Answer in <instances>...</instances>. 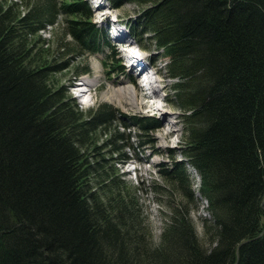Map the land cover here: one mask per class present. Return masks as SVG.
Masks as SVG:
<instances>
[{
	"label": "trees",
	"instance_id": "16d2710c",
	"mask_svg": "<svg viewBox=\"0 0 264 264\" xmlns=\"http://www.w3.org/2000/svg\"><path fill=\"white\" fill-rule=\"evenodd\" d=\"M108 1L139 7L132 34L175 80L184 158L153 185L162 232L118 167L123 114L80 110L55 79L60 59L106 41L88 0H0V264H264V0ZM128 119L154 142L159 119ZM190 165L211 215L201 232Z\"/></svg>",
	"mask_w": 264,
	"mask_h": 264
},
{
	"label": "rangeland",
	"instance_id": "374dc122",
	"mask_svg": "<svg viewBox=\"0 0 264 264\" xmlns=\"http://www.w3.org/2000/svg\"><path fill=\"white\" fill-rule=\"evenodd\" d=\"M92 6L93 17L92 21L96 27L108 33V39H112L111 32L104 30L106 23L105 20L110 21L114 18H118L125 24L135 27L137 24V15L139 13V7L134 2H126L121 8L111 7L108 0H88ZM102 3V6H100ZM100 7L103 8V12H98L97 9ZM106 16V17H105ZM105 17V18H104ZM138 26H136L137 28ZM54 28V27H53ZM52 27L46 30H42L41 34L45 39L53 38V29ZM112 30V29H110ZM143 39L142 43L145 48H150L152 51L148 53L159 58L158 61L153 63L155 74L153 76L152 84L153 86H160V93L155 94L154 100L158 102V109L152 108L150 106H137L131 105L126 102L121 103L117 98L111 97V91L124 87V84H121L122 81L128 84H132L129 80L130 74L135 75L130 64L120 55L114 52V48L107 46L102 47V51L97 54H91L81 57V55L75 54L74 58L69 57L66 59H60L61 64L64 62V66L55 75V79L59 86H62L64 94L69 95L75 101L80 108V110H86L91 107H96L99 103H109L116 110L123 114L120 118L118 131L125 133V135L131 136V148L125 150L129 161L120 162L118 167L120 172L124 174V178L129 182L130 186L136 189V194L139 197L140 203L143 205L144 212L148 215L149 220L152 225L153 234L158 238L162 232L164 226V212L163 205L161 204L162 196L158 191L154 190V184H162L164 179L160 172V165L169 166L172 157L176 159H183V154L181 153V141L184 132V125L182 121V110L173 103L172 92L174 88L175 80L170 78L168 73V66L166 61L169 60L168 57L164 55L163 52L159 51L155 44L147 38ZM50 41V40H49ZM101 55V56H100ZM59 55L57 56V58ZM157 59V58H156ZM87 63V64H86ZM79 64L81 70L90 68V76L86 74L87 72L78 74L75 68ZM100 68V71H97V68ZM122 67V68H121ZM80 71V70H79ZM84 74V75H82ZM97 77V84L92 88L89 87L87 91L95 92L96 97L92 99H87L86 95L84 101H80L79 97H76V92L78 88L72 89V84L77 83L81 80V76L88 77L90 79ZM79 75H81L79 77ZM78 77V78H77ZM162 79V80H160ZM146 82V81H145ZM152 84L145 83L146 87H143V92L140 93V100H149L150 98L144 95L147 91H152ZM159 84V85H158ZM164 87H163V85ZM80 86L79 84H76ZM133 85V84H132ZM137 87L138 84L134 85ZM140 86V85H139ZM91 88V89H90ZM163 105V107H160ZM133 114L141 116H154L160 120V128L155 129L152 135L154 142L145 143L143 146L139 141L141 133L140 129L132 124L131 120L128 119V116ZM177 116V118L175 117ZM177 119V122H173ZM173 130L174 134L165 137L162 139L167 130ZM104 134V133H103ZM146 138V137H143ZM170 149V150H169ZM153 150V151H152ZM136 166L137 168H133ZM188 172L191 175L192 187L195 191V195L198 198V204L191 212V217L196 225L198 232L202 231L203 221L205 219H210L211 215L207 210V203L202 199L201 194L198 191L200 184V176L197 171L190 165L188 166Z\"/></svg>",
	"mask_w": 264,
	"mask_h": 264
},
{
	"label": "bare ground",
	"instance_id": "6f19581e",
	"mask_svg": "<svg viewBox=\"0 0 264 264\" xmlns=\"http://www.w3.org/2000/svg\"><path fill=\"white\" fill-rule=\"evenodd\" d=\"M101 1V0H100ZM102 6V3L101 5ZM119 22L123 23L121 20L118 19ZM138 24V23H137ZM139 28V27H138ZM99 31V30H98ZM90 38V37H89ZM92 42V41H91ZM143 48V47H142ZM129 53H127L128 55ZM101 56V55H100ZM157 58V59H156ZM155 59L158 60L159 58L161 59V57H156ZM147 64H150L152 65L153 67V70H154V65L153 63H155L154 61V58L152 59V61L149 60L147 61V59H143ZM133 66V62L130 64V66ZM97 68V71H100V68L98 69V66H95ZM122 68V67H121ZM156 75L155 74V71H153V74H150V72L148 71V66H144L142 69H141V72L140 74H138L137 76L139 78H144V81H146L145 83H149V84H152V81H153V76ZM99 76V74L96 75L95 78H88V77H84L83 80L85 81V84L87 85V87H93L94 85H96L97 83V77ZM129 80L131 81V83L133 84H128L124 81H122L121 84H124V87H120L118 89H115V90H112L111 91V94L110 96L111 97H115L117 98L121 103L124 104V102L128 103V104H131V105H137V106H150L152 108H157L158 107V102H156V100H154L155 98V94L158 92L160 93V89H161V85L160 86H153V84L149 87H152V91H147V93H144V95H146L147 97H149L150 99L149 100H140V93L139 92H143V87H146V85L144 84H140L139 82H135V78L134 76H132V74H130V78ZM162 80V79H160ZM136 83L138 84V90H137V87H135L134 85H136ZM73 85V84H72ZM140 85V86H139ZM159 85V84H158ZM163 85V84H162ZM164 87V85H163ZM90 88V89H91ZM160 107H163V105H160ZM158 109V108H157ZM172 120V119H170ZM157 129V128H156ZM174 134V131L171 129V130H167V132L162 135V139L164 140L165 137H169L171 135ZM153 151V150H152Z\"/></svg>",
	"mask_w": 264,
	"mask_h": 264
},
{
	"label": "water",
	"instance_id": "95a60500",
	"mask_svg": "<svg viewBox=\"0 0 264 264\" xmlns=\"http://www.w3.org/2000/svg\"><path fill=\"white\" fill-rule=\"evenodd\" d=\"M262 205L264 206V200H263V203H262Z\"/></svg>",
	"mask_w": 264,
	"mask_h": 264
}]
</instances>
